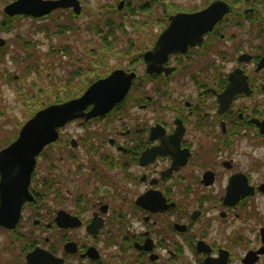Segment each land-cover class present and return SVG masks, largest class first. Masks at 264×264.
<instances>
[{
	"label": "flooded vegetation",
	"instance_id": "flooded-vegetation-1",
	"mask_svg": "<svg viewBox=\"0 0 264 264\" xmlns=\"http://www.w3.org/2000/svg\"><path fill=\"white\" fill-rule=\"evenodd\" d=\"M16 1L0 6V30L16 19L49 21L65 13L76 19L86 10L126 26L138 22L150 34L134 43L141 74L133 70L136 61L128 63L133 68L126 71L136 72L139 82L133 81L120 106L86 123L74 121L84 132L81 145L61 136L63 149L90 153V162L75 163L89 192L79 189L74 206L66 207L68 175L38 180L35 169L32 201L22 206L14 229L0 226L12 237L0 248L7 254L0 264H183L187 254L194 264H264V177H257L264 165V0H203L196 9L169 0H92L93 7L75 0L78 15L58 8L39 18L9 15L5 9ZM216 1L228 10L202 42L170 54L162 64L168 73L147 74L143 55L170 17ZM145 9L150 16L139 18ZM56 25L51 33L58 32ZM0 40L1 59L6 40ZM117 119L109 139L91 136V126ZM75 154L69 152L68 160ZM129 183L143 187L133 202L117 187ZM59 212L76 218L78 226L61 227ZM216 222L240 226L223 233L212 228Z\"/></svg>",
	"mask_w": 264,
	"mask_h": 264
},
{
	"label": "rangeland",
	"instance_id": "rangeland-1",
	"mask_svg": "<svg viewBox=\"0 0 264 264\" xmlns=\"http://www.w3.org/2000/svg\"><path fill=\"white\" fill-rule=\"evenodd\" d=\"M6 1L7 0H0V6L5 4ZM88 2L89 5L93 7L94 2L92 0H88ZM169 2L172 3L173 6H187L188 8L196 9L201 7V4L204 1L169 0ZM83 4L88 5L86 0H83ZM170 12L173 13L171 9ZM67 14L68 13H65V15L59 17H55L57 15L54 14L50 17L49 21L46 19L40 21L16 19L13 22L11 21L6 27L1 28L0 30V36L6 40L5 47L1 49L2 54L0 59V149L6 146L7 143H10L17 136L21 125L32 115L30 114L31 111H28L21 102L20 95L24 94L27 99H30L31 102L35 103L37 101L35 96L37 95L39 89H42L45 85H48L53 79H65L67 73L66 70L71 67L66 63L69 61L65 58V56H61L60 59L56 58L55 56H51V58L48 59L46 55L50 52H53L52 48L57 50L60 44H67L73 48V54H75V56H79V53L84 49L86 42L90 41V45H93L94 47L99 45L96 35L82 29L86 23V16L84 17V15L79 18L72 19L74 25L81 29V31L78 33L74 34L68 30L65 33H62L59 30L56 33H51L50 30L54 29L53 27H55L56 24L58 25L68 22ZM146 16V14H143V16L139 18H146ZM155 30H158V28ZM125 32V34L119 33L117 38L118 46L123 47L124 49H126L129 45H126L128 41L140 43L142 39L145 40L144 34H150L149 32L145 33L141 29L133 30L129 27V25L126 26ZM144 42H146V40ZM24 45H26L27 48H24ZM132 52L133 53H130L129 55L123 53L119 56H114L110 53V57L107 62L111 69L120 68L124 70H130L131 68L128 67V63L133 60L134 54H136L134 51ZM30 53L38 57L35 59V63H33L32 60V64L34 66H38V71L41 74L35 75L31 73L29 76L23 79L20 77L22 69L24 66H28L31 63V60L30 62L25 63V61H23V56H27ZM48 60L54 63V69L49 71V73L44 71L48 65ZM136 72L141 74V69L136 70ZM136 76H138V74H136ZM20 78L23 80H20ZM42 99L43 98H40L39 100ZM130 113L132 118L137 114L136 110L131 111ZM120 123L121 121L117 119L106 124H96L89 128V132L94 131L93 135L91 136L96 137L97 140H99L101 136H105L106 139H109L113 133V130L115 128L117 129ZM60 134L62 136V140H67L68 143L74 140L75 142L77 141L79 145H81L79 138L84 134V132L82 129L77 127L75 123H72L61 130ZM62 144L63 143H58L57 145H53L47 149H44L42 155L37 159L35 178L40 180L44 175L49 176L53 174H55L58 178L63 176V174H67L69 179L72 180V183L70 186H68V188L66 187L68 192L64 188L62 190L64 195L70 193L71 197V200L68 202L69 205L65 204V206L73 207L74 203L72 202V197L78 193V190L81 189L82 192H87L88 190V188L84 186L83 182L80 181L81 173H79L80 171H76L77 165L75 163L76 161L80 164L86 161L90 162V153H85L80 149H71L72 151L69 149L65 150L62 148ZM67 146L69 147V144ZM104 147L105 146H103V148ZM69 152L76 153L74 155L75 160H68L67 156ZM111 152L113 155L116 153L114 150H111ZM258 176L264 177V165L257 177ZM119 185H122V190L125 192L124 197L128 199L127 201L130 200L131 202H133L135 197L143 190V187H140L137 184H133L134 186L132 183H129L128 185L117 184V187H119ZM118 189L120 190V187ZM115 204L121 205L119 203ZM51 210L54 211L53 208ZM205 219H207V217L198 219V222L196 223L197 228L194 230L196 231V235H198V232L203 227V222ZM238 222L232 223L227 228L225 226H219L216 222L212 224V228L223 229L224 233V231L228 232L233 228L239 227L240 224ZM133 226L137 231L139 230L138 224L134 223ZM77 233L79 234L81 232H76L74 235H77ZM11 239L12 237L4 235L0 232V248H3V246H8L7 244H9ZM105 239L106 238L103 237L100 240L105 241ZM108 252L109 250L107 251L105 248L103 249V253L106 254ZM5 256H7V254L0 250V258ZM184 260L185 262L183 264H194V258L190 254L185 255Z\"/></svg>",
	"mask_w": 264,
	"mask_h": 264
},
{
	"label": "water",
	"instance_id": "water-1",
	"mask_svg": "<svg viewBox=\"0 0 264 264\" xmlns=\"http://www.w3.org/2000/svg\"><path fill=\"white\" fill-rule=\"evenodd\" d=\"M58 8H73L76 15L80 13L79 4L75 0H17L5 11L9 15L22 14L39 18ZM227 10L225 3L216 1L203 10L171 16L170 24L159 34L154 46L143 55L145 72L168 73L170 70L162 66L167 57L172 53L184 52L189 46L200 44L202 35L209 31ZM3 43L0 40V45ZM134 79V72L115 69L107 76L92 82L80 96L50 104L35 112L22 124L17 137L0 150L1 227L14 229L22 206L32 201L29 184L36 157L45 147L57 141L59 130L75 120L82 119L85 123L108 113L124 99ZM75 145L76 142L72 140V146ZM137 204H141L140 199ZM76 220L64 212H59L57 216L61 227H76Z\"/></svg>",
	"mask_w": 264,
	"mask_h": 264
},
{
	"label": "trees",
	"instance_id": "trees-1",
	"mask_svg": "<svg viewBox=\"0 0 264 264\" xmlns=\"http://www.w3.org/2000/svg\"><path fill=\"white\" fill-rule=\"evenodd\" d=\"M149 11L145 9V14L147 15L146 16L147 18L150 16V14L147 13ZM83 15L84 17L86 16V23L84 24L83 26L84 28L82 29L96 35L99 45H97V47H94L93 45H90V41L86 42V45L84 49L79 53L80 54L79 56H75V54H73L72 52L73 48L67 44L65 45L60 44L57 50L52 49L53 52H50L49 54L46 55L48 59H50L51 56L53 57L55 56L56 58L59 59L61 56H65V58L69 61L66 63L69 64L71 67L66 70L67 73L65 79L63 80L53 79L50 81L48 85H45L42 89H39L37 95L35 96L37 99L35 103L31 102L30 99H27L24 94L20 95L21 102L24 104V106L28 111H31L30 114L33 115L36 111L50 104L57 102H64L78 97L90 83H92L93 81L99 78L106 76V74L112 70L107 62V60L110 57L109 56L110 53L113 54L114 56H119L122 55L123 53H127L129 55L130 53H133L132 51H134V53L136 54H134L133 60L136 62L134 63L135 64L134 68H133V64L131 65L130 68L136 70L135 68H137L136 65L137 62L139 61V59L137 58L138 51L134 44L136 42L128 41L126 45L127 44L129 45L127 46L126 49L118 46L117 43L118 34L126 33L125 32L126 25L121 23L120 20H118L117 22L112 21L113 20L112 16L103 15L99 17L87 11L83 12ZM72 19H75V17L72 16ZM72 19H68L67 23L56 25V29L61 31L62 33H65L67 30L71 31L74 34L78 33L79 31H81V29L77 28L74 25ZM129 23H130L129 27L133 30L134 29L140 30L142 27V25H140V23L138 22L137 23L129 22ZM24 48H27V46L24 45ZM37 58H38L37 56L31 53L27 56H23V61H25V63L30 62V60L31 63L28 66H24V68L22 69V73L20 75L21 78L25 79V77L29 76L31 73L35 75L41 74L38 71V66L37 65L34 66L32 64V60L33 63H35L36 62L35 59ZM47 64L48 65L44 71L49 73V71L54 69L53 66L54 63L48 60ZM21 78L20 80H23ZM136 81L137 80H135V82ZM40 98L43 99L39 100ZM120 104L121 102L117 104L115 107L118 108ZM57 142L62 143L61 135ZM57 142L54 143L53 145H56Z\"/></svg>",
	"mask_w": 264,
	"mask_h": 264
}]
</instances>
